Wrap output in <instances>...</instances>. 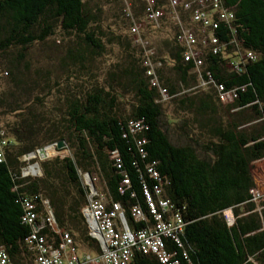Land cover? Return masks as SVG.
I'll list each match as a JSON object with an SVG mask.
<instances>
[{"label":"trees","instance_id":"obj_1","mask_svg":"<svg viewBox=\"0 0 264 264\" xmlns=\"http://www.w3.org/2000/svg\"><path fill=\"white\" fill-rule=\"evenodd\" d=\"M153 1L163 12L160 23L173 29L165 49L156 48L149 58L161 64L155 69L159 87L147 76L146 49L134 40L127 42L125 62L100 79L95 63L106 54L103 32L99 15L84 0H0V82L6 86L0 89V117L17 118L7 131L0 127L8 142L0 162V247L11 264L36 260L26 244L32 233L23 222L26 200L39 218L48 202L56 225L42 233L50 243L61 245L57 231H66L77 253L101 255L82 213L89 193L82 176L94 179L93 173L107 201L121 205L131 230L149 225L132 216L134 207L147 215L144 188L152 194L161 188V198L185 224L182 247L165 241L181 264H264V192L254 195L257 162L264 161V0H219L234 20L213 32L218 44L198 45L200 67L184 61L181 27L173 20L176 13L186 29L197 31L191 12L169 0ZM146 7L145 0H125L130 33L146 20ZM56 37L62 56L46 55L56 64L35 67L30 50H47L50 41L58 48ZM160 89L168 103L192 116L170 122ZM51 95L56 100L47 111ZM59 141L71 157L40 162L41 178L23 175L21 158ZM125 179L129 184L123 185ZM131 264L161 263L135 251Z\"/></svg>","mask_w":264,"mask_h":264},{"label":"built area","instance_id":"obj_2","mask_svg":"<svg viewBox=\"0 0 264 264\" xmlns=\"http://www.w3.org/2000/svg\"><path fill=\"white\" fill-rule=\"evenodd\" d=\"M145 1H147L146 21L155 27H160L163 17L162 9L156 8L153 0ZM169 2L173 8L181 5L184 10L191 12V22L197 25V31L192 28L186 29L176 13L173 20L181 27L177 40L184 48L182 53L184 61H193L196 67H200L202 60L198 57V45L218 44V39L213 35V32L219 28L221 22H232L234 15L221 9L219 0H169ZM214 16L217 20L214 19ZM131 33L137 37L135 43L142 45L139 28L136 25L131 29ZM153 54L146 50L145 56L148 58L145 59L144 65L147 67V76L153 77L152 86L159 87L155 78V69L161 64H153L149 59ZM248 57L253 59L252 54H248ZM216 88L220 93L224 91L222 86ZM160 93L162 97L168 98L165 89H160ZM137 128H139V124L134 126V130ZM1 136L0 162L4 160L5 148L8 144L3 133ZM117 162L120 163V160ZM153 176L156 177V173H153ZM84 179L85 184L89 187V193L87 204L82 213L86 219L89 235L100 244L101 255L80 257L67 232L57 231L62 242L61 245L50 243L42 233L48 226L55 227L56 225L48 202H43L46 216L39 218L35 212V205L26 200L23 222L32 227V233L26 239V244L30 250L35 252V264H131L135 251L145 255H155L161 264H181L174 259L173 254L168 252L165 241L171 240L178 247H182L180 237L184 233L185 224L181 216L173 212L172 204L161 198L159 186L154 188V194L147 187L144 188L147 215L139 207L132 209V216L137 222L145 221L149 225L144 229L131 230L121 205L107 201L106 195L97 185L95 178L92 179L87 174ZM127 184H129V180L125 179L123 185ZM122 187L120 191H123ZM254 195L256 199L260 197V193L257 191L254 192ZM225 218L228 222L232 220L231 211L225 212ZM0 264H11L9 255L2 247H0Z\"/></svg>","mask_w":264,"mask_h":264},{"label":"rangeland","instance_id":"obj_3","mask_svg":"<svg viewBox=\"0 0 264 264\" xmlns=\"http://www.w3.org/2000/svg\"><path fill=\"white\" fill-rule=\"evenodd\" d=\"M87 4L88 8L91 10L92 13L99 15V21L98 25L101 28L100 31L103 32V36L100 37L103 45L106 48V54L103 57H100L99 60L95 63V73L98 74L100 79L105 78V72L109 70V68L115 64L118 63H124L125 59V51H127V42L130 40H134L133 43L135 45H138L135 43L137 37L133 36L132 33H130L129 25H127V22L125 20V17L123 16L124 12V6H125V0H84ZM128 1V0H127ZM164 1V0H162ZM139 28V36L141 37V41L143 42V46L147 51H151V53H155L156 48H164L165 43H163L165 40H168L173 35V29L170 27V25L161 24V26H153L152 24H149L146 20H144L141 23V25L138 26ZM158 28V29H157ZM117 37L121 38L120 40L117 39ZM144 39V40H143ZM56 44L59 45V47H55L53 43L50 41L49 47L47 50L43 51L42 46L37 45L33 49L30 50L29 60L35 67H48L49 64L52 66L53 61H50L46 55L54 54L58 58H60L61 55V47L63 44H60L59 37L55 38ZM142 46V47H143ZM60 48V49H59ZM165 49V48H164ZM58 74H60L58 72ZM87 77H84L86 79ZM5 80H2L0 82V89L1 91H4L6 86L4 85ZM204 85V84H203ZM207 87V86H206ZM209 88H206L208 90ZM45 93H41L39 96H43ZM35 98L32 96L30 98V105L36 104L34 102ZM56 100L55 95H51L47 97L46 102V110H50L54 106V101ZM161 101L164 104V110L165 113L168 116V119L170 122H175L178 119L185 118V117H191L192 115L184 114L181 112L179 107L174 102H170V99L162 97ZM124 103H126V106H130V99H124ZM57 106V105H56ZM47 110V111H48ZM56 114V113H54ZM58 118V117H56ZM15 115H6L0 117V127L5 129L7 131V124L13 123L16 120ZM41 154V157L43 160L40 159V157L37 155L36 157L30 155H26L23 158H21L22 162H26V167H35L34 164H38V167H40V162H46L50 160H54L56 158L64 159L67 157H71L72 153L69 147L66 143H64V146L62 148H57L56 145H46ZM44 148V147H43ZM45 153V156H44ZM32 160H35L34 163H32ZM264 165V161H263ZM262 165V166H263ZM263 168V167H262ZM259 168L261 170V173L264 175V169ZM256 170V169H255ZM257 171V170H256ZM260 173V171H258ZM86 174H83V178ZM26 177H32L34 179L41 178L43 176V172L40 167V172L38 175L35 174H25ZM93 176L97 178V185L101 186L102 183L99 179V175L97 173H93ZM91 177V176H90ZM85 180V179H84ZM89 182V180H88ZM90 183V182H89ZM101 188V187H100ZM229 212V211H228ZM78 255L82 257L84 254H81V252H78Z\"/></svg>","mask_w":264,"mask_h":264},{"label":"crops","instance_id":"obj_4","mask_svg":"<svg viewBox=\"0 0 264 264\" xmlns=\"http://www.w3.org/2000/svg\"><path fill=\"white\" fill-rule=\"evenodd\" d=\"M257 165L259 168L263 167L262 170L264 169L263 161L257 162ZM258 171H260V173H258ZM258 171H257V174L255 175L256 176V182L258 184V190H256V191L258 193H260V192H264V175L261 173L260 169ZM64 232H66V231H64ZM85 255H92V254L86 253ZM92 256H94V255H92Z\"/></svg>","mask_w":264,"mask_h":264},{"label":"water","instance_id":"obj_5","mask_svg":"<svg viewBox=\"0 0 264 264\" xmlns=\"http://www.w3.org/2000/svg\"><path fill=\"white\" fill-rule=\"evenodd\" d=\"M64 143H65L64 141H59L56 144H53L51 146L56 145L57 148H62L64 146ZM45 148H47V147L41 148V149L37 150L36 152H33V153L29 154L28 156L32 155V156L36 157L38 155L40 157V159L43 160V158L41 157V154L43 153V151H44ZM35 165L37 166L38 164L36 163V164H34V166ZM37 169H38V167H37ZM39 169H40V167H39ZM25 174L26 173H25V170H24V175Z\"/></svg>","mask_w":264,"mask_h":264},{"label":"bare ground","instance_id":"obj_6","mask_svg":"<svg viewBox=\"0 0 264 264\" xmlns=\"http://www.w3.org/2000/svg\"><path fill=\"white\" fill-rule=\"evenodd\" d=\"M37 167H38V165L37 166L35 165V167H29V168L25 169V173L26 174H35V175H38L39 172H40V169H39V167L37 169Z\"/></svg>","mask_w":264,"mask_h":264},{"label":"clouds","instance_id":"obj_7","mask_svg":"<svg viewBox=\"0 0 264 264\" xmlns=\"http://www.w3.org/2000/svg\"><path fill=\"white\" fill-rule=\"evenodd\" d=\"M29 168V167H28ZM25 170V169H24ZM24 170H23V175H24Z\"/></svg>","mask_w":264,"mask_h":264}]
</instances>
